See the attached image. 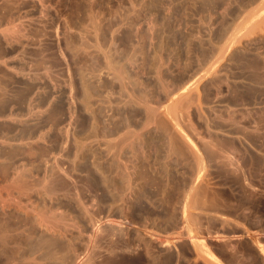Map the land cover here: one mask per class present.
<instances>
[{"label": "rangeland", "instance_id": "374dc122", "mask_svg": "<svg viewBox=\"0 0 264 264\" xmlns=\"http://www.w3.org/2000/svg\"><path fill=\"white\" fill-rule=\"evenodd\" d=\"M4 3L8 18L6 20L2 18ZM169 6L170 8H168ZM3 25H9V28L3 27ZM95 26L99 35L94 34L96 33ZM130 27L132 28L130 29ZM4 28L6 29L4 30ZM151 31L154 35H151ZM17 35L20 37L19 40L16 39ZM97 35L100 40L95 42L98 40L95 38ZM11 36L15 37L14 40H11ZM196 38L198 39L196 40ZM114 40L117 44L114 45L115 47L112 45L115 44ZM130 40L132 42L129 43ZM0 41V167L5 161V164L11 166V180L13 173H16L17 169L15 168L23 169L25 165H31L22 170H28L23 173L30 177H24L26 196L24 194L25 197L22 196V201L29 204H24L29 210H25L23 204L20 208L17 204L15 205L18 202L14 200V194L15 197L18 195L16 190L13 191V195L11 194V201L8 200V202H12L13 198L15 203L12 202L13 204H7L4 207L0 203L2 217L4 215L7 217L4 219L8 222H6L7 227L15 228V230L12 229L11 240L5 245V249L1 250L0 264H15L16 262L22 264L20 255L26 254L32 248L27 243L18 246L16 242L17 240L26 241L37 232L47 238H52L55 241V246L48 250L47 244H44L47 253L43 255L41 251L35 250L34 259L36 261H32V264H115L117 260H119V264H264V0H0ZM109 41L114 42L110 44ZM99 43L103 46H101L102 50L98 49L100 46L97 44ZM183 45L186 47L184 48ZM108 48H111L109 53L113 50L110 56H114L115 51L122 50V52L120 51L122 54L117 51L118 54L115 52V57L112 56V59L115 58L114 62L120 63L122 59H126L121 63L122 66L125 64L123 67L114 63L115 70L118 68L128 70L126 71L129 75L128 79L130 78L133 84L145 85V88L144 85L137 88L135 85L127 84L128 91L133 87V90L139 94L142 88L146 89L140 94L143 102L140 101L141 99L136 100L143 106L135 101H126L129 100L128 96L126 97L128 99L123 98L125 101L122 99L125 94L124 90L121 85L117 86L119 81L113 80L114 75L110 77V74H113L115 70L113 66L111 67L112 71L105 64L106 58L104 59V57L109 54L106 52L109 50ZM157 48L160 49L157 50ZM25 49L29 53L27 50L24 51ZM37 49L41 51L39 53L40 55L42 53L43 57L42 55L38 57ZM216 51H218L217 54ZM160 52L162 53L160 54ZM212 53H215L216 62L215 67L209 68L214 63L210 60L215 58ZM119 54L121 58L118 56ZM159 55L164 59L163 62H160ZM117 57L120 59L116 60ZM127 57L130 58L132 64ZM157 63L160 64L157 65ZM209 64L211 65L208 66ZM105 65L109 69H102ZM45 67L48 69V73ZM158 69H162L163 72ZM109 70H111L110 74ZM157 72L163 74L161 73L159 76ZM193 72L199 76L202 74L201 78L197 75L199 81L195 78L196 75L193 76ZM9 74L10 76H8ZM2 76H5L6 81ZM162 76L167 79H163ZM190 78H192L191 82ZM182 82L183 84L187 83L189 88L194 85L191 87L194 89L197 84L198 92L191 88L186 91V85L180 87ZM71 83L75 86L73 85V87ZM98 83L109 87L105 86L104 88H107L104 89ZM162 83L164 86L170 83L169 86L172 84L173 87H166V89ZM162 88L167 90L168 93L163 89L166 95ZM128 91L126 90V93ZM143 92L146 93L144 95L149 103L153 104L151 107L153 110L161 103L165 106L160 105L164 111L167 108L165 104H170L168 103L170 101L174 105L177 103L176 107L180 105V102H183L181 104H184V107H180L182 112H180V108L175 110L183 114V116H181L182 114L179 116L184 117V121L178 124L181 119L178 114L175 116L179 119L173 120L176 117L172 110L169 115L166 111L162 112L157 108L155 111H160V114L154 116L156 112L150 111V116V105L146 99L147 102H145ZM176 92L184 94L182 96V93L176 94ZM178 95H181V98ZM39 97L41 99H38ZM72 97H75L74 100L71 99ZM17 101L20 103L17 104ZM58 101L62 103L60 104ZM163 101L165 102L163 103ZM172 102L170 106L173 104ZM87 105L89 109L86 108ZM147 105L149 106L145 109ZM156 105L158 106L156 107ZM16 108L18 110H15ZM143 108L148 110L149 114ZM69 109L74 111H69ZM90 109L93 112L89 111ZM47 110L54 112L47 114ZM98 112V116L96 115L97 117L95 116L96 118L94 117L95 120H93V114ZM104 113L108 114V117ZM15 114L17 116H14ZM124 114L128 115L125 116V118L128 117L126 120L129 119L127 122L124 119ZM163 114L164 116L168 114V121L171 119L176 121L175 123L172 121L171 125L170 122L169 125L167 124L171 128L170 132L173 131L174 134L172 132V134H166L161 127H156L157 124L153 118H157L158 115V117L162 116L163 119H166L167 117H163ZM121 115L123 116L121 117ZM53 116H56V119ZM148 116L153 117L151 118V121L154 122H152L153 126L149 125L151 121H147ZM105 118H108L109 121L106 119L104 123ZM142 121L148 124L145 123V125ZM168 121L165 120V123ZM192 122L196 123L197 129L194 127V132L191 131L193 130ZM7 123L9 127L11 126L10 129ZM142 123L146 128L149 125L150 130L143 131L146 128L144 125L142 126ZM174 124L182 125V129H180L185 128L184 132L178 128V125L172 127ZM138 127L142 128L141 131ZM176 127L180 130H178L179 134L181 132L182 135L185 133L187 135L179 137V134L174 132ZM94 128L95 130H93ZM107 128H110L112 133L110 131V133H104ZM126 128L128 129L126 130ZM173 128L175 129L173 130ZM136 129H138L137 133L132 134L135 136L132 138L129 131L135 133ZM196 131L199 132L197 135ZM119 132L121 133L120 137L118 135L115 138ZM124 132L135 141H129V136L126 134H124L126 138L121 137ZM170 135H178L179 141L176 139L177 142H180L179 138L182 141L187 136L186 138L192 139L190 140L193 143L188 141L193 146L186 145L189 142L184 139L186 141L181 142L183 154L178 148V153L181 154L177 155L174 150L177 147H172L170 144L172 142H168ZM57 138L58 140H56ZM23 140L30 142V145L26 141L23 143ZM118 140L121 146L120 143L117 145ZM82 141L86 143H82ZM127 141L131 143H127ZM65 142L66 144H64ZM42 144L48 146L49 149L51 147V150L50 153H47L48 156L38 157L41 158V161L36 158L34 159L36 162L33 160L34 162L30 163L18 152L25 147L43 146ZM106 144L115 150L112 149L110 152L111 149L109 150ZM130 144L135 145L131 147L134 149H129ZM178 144L180 145V143ZM82 145L86 148L85 150L82 148L83 155L80 154L79 158H75V154H69L66 151L69 148L81 151ZM116 145L119 147H117L119 155L116 153ZM168 147L172 148L168 150ZM125 148L128 150L125 151ZM113 152L115 156H113ZM58 153L60 157L57 155ZM109 153H111V157ZM52 154L57 156V159ZM98 154L100 155L98 156ZM106 155L108 156L106 157ZM69 157H74L75 160ZM113 157L117 162L119 161L115 168L108 166ZM21 160L23 161L21 162ZM29 169L33 171L31 172ZM73 169L75 170L73 171ZM51 170L54 171L51 172ZM61 170L66 172L62 173ZM29 172L31 173L29 174ZM109 172L115 174H109ZM66 173H68L67 176ZM90 173L101 180L99 188H93L90 185L88 179ZM56 177L67 179L69 189L58 187L55 190L52 188ZM45 178L50 183L45 181ZM0 179L1 184L3 180L1 177ZM32 181L35 188L42 185L41 182L47 183H43L42 188L40 186L37 191L34 190V186L30 185L33 184ZM28 187L32 190L26 189ZM83 188H89L88 192L83 193ZM188 188L189 190H187ZM66 190L70 191L69 194ZM78 192L81 196L77 195ZM79 197L82 200H78L81 199ZM53 198L59 202H54ZM16 199L18 200V197ZM50 199L52 201H49ZM32 203L33 205L37 204L32 206ZM36 205L37 211H34ZM31 208L33 211L30 210ZM60 209H63L62 212ZM7 211L11 215L15 213V216L25 217L28 223L20 224L19 222L18 224L19 218H15L13 215L12 218L8 217ZM29 212L33 214H30V217L28 216ZM63 215L65 218L62 217ZM51 219L52 222H50ZM37 253L38 255H36ZM14 254L15 257L17 256L15 261H9V258ZM40 256L43 259H40ZM94 261L96 262L94 263Z\"/></svg>", "mask_w": 264, "mask_h": 264}, {"label": "bare ground", "instance_id": "6f19581e", "mask_svg": "<svg viewBox=\"0 0 264 264\" xmlns=\"http://www.w3.org/2000/svg\"><path fill=\"white\" fill-rule=\"evenodd\" d=\"M170 1H171V0H170ZM5 2H6V1H5ZM142 2H143V1H142ZM176 2H177V1H176ZM21 3H23V2H21ZM137 3H138V2H137ZM178 3H179V2H178ZM173 4H174V3H173ZM137 5H138V4H137ZM167 5H168V3L166 4V6H167ZM169 5H170V3H169ZM2 6L4 7V11L2 12V14H3L2 18L6 20V19H8V18H7V10L5 9V8H6L5 3H4V5H2ZM13 6H15V5H13ZM139 6H140V5H139ZM161 6H162V5H161ZM162 7H164V6H162ZM168 8H170V6H169ZM178 8H179V7H178ZM197 8H198V7H197ZM176 9H177V8H176ZM171 10H172V9H171ZM166 11H168V10H166ZM166 11H165V12H166ZM169 11H170V10H169ZM184 11H185V10H184ZM8 12H9V11H8ZM165 12H164V14H165ZM136 14H138V13H136ZM162 14H163V13H162ZM168 14H169V13H168ZM168 14H167V15H168ZM184 14H185V13H184ZM8 15H9V14H8ZM131 15H133V14H131ZM135 16H136V15H135ZM137 16H138V15H137ZM165 16H166V15H165ZM174 16H175V15H174ZM19 17H20V16H19ZM12 18H14V17H12ZM14 19H15V18H14ZM23 19H24V18H23ZM184 19H185V18H184ZM152 20H153V19H152ZM154 20H156V19H154ZM165 20H166V19H165ZM198 20H199V19H198ZM191 21H192V20H191ZM11 22H13V21H11ZM174 22H175V21H174ZM198 22H199V21H198ZM5 23H6V22H5ZM9 23H10V22H9ZM14 23L17 24L16 22H14ZM14 23H13V25H14ZM154 23H155V21H154ZM157 23H158V22H157ZM194 23H195V22H194ZM1 24H2V23H1ZM64 24H65V23H64ZM178 24H179V23H178ZM192 24H193V22H192ZM192 24H191V25H192ZM195 24H196V23H195ZM94 25H96V24H94ZM185 25H186V24H185ZM193 25H194V24H193ZM4 26H5V25H3V27H4ZM6 26H7V25H6ZM6 26H5V27H6ZM11 26H12V25H11ZM96 26H97V25H96ZM96 26H95L96 31H95V29H94V31H95L96 33H94V34H98V35H99V31L97 30ZM129 26H130V25H129ZM131 26L133 27V25H131ZM149 26H150V24H149ZM152 26H153V25H152ZM157 26H158V25H156V27H157ZM173 26H174V25H173ZM179 26H180V25H179ZM179 26H177V27H179ZM196 26H197V25H196ZM198 26H199V25H198ZM3 27H2V28H3ZM19 27H21V26H19ZM19 27H18V28H19ZM22 27H23V26H22ZM98 27H99V25H98ZM132 27H130V29H131ZM158 27H159V26H158ZM7 28H9V25L7 26ZM142 28H143V27H142ZM169 28H170V27H169ZM184 28H185V27H184ZM191 28H192V27H191ZM5 29H6V28H4V30H5ZM11 29H12V27H11ZM11 29H7V30H8V31H9V30L12 31ZM100 29H101V28H100ZM150 29H151V28H150ZM174 29H175V28H174ZM196 29H197V28H196ZM198 29H199V27H198ZM7 30H6V31H7ZM68 30H69V29H68ZM133 30H135V29H133ZM133 30H132V31H133ZM147 30H148V29H147ZM153 30H155V29H153ZM18 31H19V30H18ZM65 31H66V30H65ZM195 31H196V30H195ZM197 31H198V30H197ZM3 32H4V31H3ZM16 32H17V31H16ZM19 32H20V31H19ZM32 32H34V31H32ZM100 32H101V31H100ZM134 32H135V31H134ZM184 32H185V31H184ZM187 32H188V31H187ZM198 32H201V31H198ZM5 33H7V32H5ZM157 33H158V32H157ZM190 33H191V32H190ZM193 33H194V32H193ZM193 33H192V34H193ZM11 34H12V32H11ZM66 34H67V33H66ZM125 34H126V33H125ZM152 34H153V32L151 31V35H152ZM197 34H198V33H197ZM197 34H196V35H197ZM200 34H201V33H200ZM9 35H10V34H9ZM9 35H8V37H9ZM36 35H37V34H36ZM98 35H97L95 38H97ZM127 35H129V34L127 33ZM142 35H143V34H142ZM153 35H154V34H153ZM163 35H164V34H163ZM14 36H15V35H14ZM17 36H18V35H17ZM24 36H25V33H24ZM172 36H173V35H172ZM188 36H190V35H188ZM191 36H192V35H191ZM193 36H194V34H193ZM197 36H198V35H197ZM11 37H12V36H11ZM35 37H36V36H35ZM40 37H41V36H40ZM112 37H113V36H112ZM128 37H129V36H128ZM151 37H152V36H151ZM168 37H169V36H168ZM184 37H185V36H184ZM13 38H15V37H12L11 40H14ZM19 38H20V37L18 36V38H16V39L19 40ZM125 38H126V37H125ZM130 38H131V37H130ZM162 38H163V37H162ZM97 39H98V38H97ZM111 39H112V38H111ZM111 39H110V40H111ZM126 39H127V38H126ZM163 39H164V38H163ZM192 39H193V38H192ZM194 39H195V38H194ZM197 39H198V38H196V40H197ZM32 40H33V39H32ZM99 40H100V39H98L97 41L95 40V42H98ZM115 40H116V39H115ZM115 40H114V41H115ZM128 40H129V39H128ZM8 41H9V40H8ZM15 41H16V40H15ZM65 41H66V40H65ZM111 41H112V40H111ZM111 41H109L110 44H112V43L114 42V41H113V42H111ZM126 41H127V40H126ZM153 41H154V40H153ZM0 42H1V41H0ZM13 42H14V41H13ZM69 42H70V41H69ZM118 42H119V41H118ZM130 42H132V40H130L129 43H130ZM211 42H212V41H211ZM39 43H40V42H39ZM124 43H125V42H124ZM163 43H164V41H163ZM186 43H187V42H186ZM7 44H8V43H7ZM11 44H12V43H11ZM214 44H215V42H214ZM216 44H217V43H216ZM9 45H10V44H9ZM13 45H14V44H13ZM98 45L100 46L99 48L97 47ZM112 45H113V46H114V45L116 46V45H117V44H116V41H115V44H112ZM160 45H161V44H160ZM160 45H159V46H160ZM163 45H164V44H163ZM166 45H167V43H166ZM166 45H165V46H166ZM6 46H8V45H6ZM37 46H38V45H37ZM95 46H96V45H95ZM97 46H96V47H97L98 49H100L101 46H102V44L99 43V44H97ZM115 46H114V47H115ZM187 46H188V45H187ZM102 47H103V46H102ZM183 47H184V45H183ZM185 47H186V46H185ZM185 47H184V48H185ZM23 48H24V47H23ZM111 48H112V47H111ZM111 48H108L109 50H107L106 52L110 51ZM28 49H29V48H28ZM46 49H47V48H46ZM46 49H45V50H46ZM102 49H103V48H101V50H102ZM112 49H113V48H112ZM117 49H118V47H117ZM153 49H154V48H153ZM158 49H160V48H157V50H158ZM178 49H179V48H178ZM2 50H3V48H2ZM22 50H23V49H22ZM26 50H27V49H25L24 51H26ZM35 50H36V49H35ZM105 50H106V49H105ZM157 50H156V51H157ZM172 50H173V49H172ZM175 50H176V49H175ZM209 50H210V49H209ZM211 50H212V49H211ZM5 51H6V50H5ZM27 51H28V50H27ZM32 51H33V49H32ZM37 51H38V49H37ZM42 51H43V50H42ZM112 51H113V50H111V52H112ZM117 51H118V50H117ZM117 51H115V52H117ZM120 51L122 52V50H120ZM120 51H118V52H120ZM154 51H155V49H154ZM162 51H163V50H162ZM17 52H18V51H17ZM39 52H41V51H38V53H39ZM45 52H46V51H45ZM102 52H103V51H102ZM111 52H110V53L108 52L109 54H106L105 52H103L104 54H106V57H104V59L106 58V59H105V60H106V61H105L106 63H105V62H104V63L107 64V65L110 67V69H111L112 71H113V69L111 68L112 66H113V68H114L116 65H118V64H120V66L118 65L119 67H123V66H125V64L122 66L121 63H123L124 60H126V59H124V60L122 59L123 61L121 60L122 62H121V61H120V63L117 62V63H118V64H117L116 61L114 62V59H115V58L112 59V56H113V55L110 56V54H112ZM115 52H114V56H113V57H115ZM118 52H117V54H118ZM121 52H120V53H121ZM189 52H190V50H189ZM13 53H14V52H13ZM21 53H24V52H21ZM28 53H29V51H28ZM34 53H35V52H34ZM34 53H33V55H34ZM36 53H37V52H36ZM38 53H37V54H38ZM156 53H157V52H156ZM156 53H155V54H156ZM161 53H162V52H160V54H161ZM187 53H188V52H187ZM215 53L217 54L218 51H216ZM215 53H214V54L212 53V54L215 56ZM25 54H26V52H25ZM43 54H44V53H43ZM121 54H122V53H121ZM155 54H154V55H155ZM158 54H159V51H158ZM10 55H11V54H10ZM35 55H36V54H35ZM41 55H42V53H41ZM41 55H40V53H39L38 57H39V56L41 57ZM45 55H47V53H45ZM194 55H195V53H194ZM2 56H3V55H2ZM7 56H8V55H7ZM15 56H16V55H15ZM51 56H53V55L51 54ZM104 56H105V55H104ZM118 56H120V54H119ZM155 56H156V55H155ZM42 57H43V55H42ZM45 57H46V56H45ZM125 57H126V56H125ZM129 57H130V55H129ZM158 57H161V55H159ZM163 57H164V56H163ZM197 57H198V56H197ZM210 57H211V56H210ZM217 57H218V56H217ZM1 58H2V57H1ZM50 58H51V57H50ZM120 58H121V56H120ZM120 58L117 57L116 60H119ZM123 58H124V56H123ZM153 58H154V56H153ZM164 58H165V57H164ZM10 59H11V57H10ZM22 59H23V58H22ZM24 59H25V58H24ZM42 59H43V58H42ZM104 59H103V61H104ZM127 59H128V61L130 62V58L127 57ZM159 59H160V58H159ZM211 59H212V58H211ZM215 59H216V56H215L214 60H213V59L210 60V61H212V63H213V61H214V63L212 64L213 66H212L211 64H209L208 66L211 65L209 68H211V67H215V66H214V65H215V62H216ZM43 60H44V59H43ZM162 60H164V59H162V57H161L160 62H163ZM197 60H198V59H197ZM17 61H18V60H17ZM132 61H133V59H132ZM158 61H159V60H158ZM190 61H191V60H190ZM208 61H209V60H208ZM6 62H7V61H6ZM35 62H36V61H35ZM164 62H166V61H164ZM114 63H115L116 65H115ZM127 63H128V62H127ZM166 63H167V62H166ZM9 64H10V63H9ZM9 64H8V65H9ZM41 64H42V63H41ZM48 64H49V63H48ZM113 64H114V65H113ZM130 64H132V62H130ZM150 64H151V63H150ZM154 64H155V63H154ZM159 64H160V63H159ZM159 64L157 63V65H159ZM162 64H163V63H162ZM162 64H161V66H162ZM188 64H189V63H188ZM190 64H191V63H190ZM193 64H194V63H193ZM126 65H127V64H126ZM128 65H129V64H128ZM11 66H12V65H11ZM29 66H31V65H29ZM41 66H42V65H41ZM46 66H47V65H46ZM118 66H117V68H118ZM187 66H188V65H187ZM6 67H7V66H6ZM33 67H34V66H33ZM157 67H158V68H162V67H159V66H157ZM157 67H156V69H157ZM196 67H197V66H196ZM45 68H46V67H45ZM104 68H105V69H106V68L109 69L106 65H105V67H104V66L102 67V69H104ZM115 68H116V67H115ZM115 68H114V70H115ZM126 68H127V67H126ZM126 68H125V69H126ZM209 68H208V69H209ZM1 69H4V68L1 67ZM193 69H194V68H193ZM208 69H207V70H208ZM4 70H5V69H4ZM6 70H7V69H6ZM42 70H43V69H42ZM100 70H101V69H100ZM111 70H109L108 73H109ZM118 70H119V71H118ZM122 70H123V71H122ZM122 70H121V68H120V69L118 68V69L115 70L116 72L114 71L115 73H114V72H113V74L111 73L112 75L109 73V74H110V77H112V76L114 75V76H113V80L116 79V80L119 81V82L117 81L118 83L116 82V83L118 84V85H117V84H116V85H117V86H120V85H121L122 89L124 90V93H125V94H124L123 97L120 96V93H119L120 98L122 97V99H123L124 97L126 98V97L128 96L129 100H126V101H130V100H131V102L135 101V102H137V104H138V103H139V102H138V101H139L138 99H141V95H140V94L142 93V91H144V90H146V89H143V88L141 87L143 90L141 89V91H140L141 93H140V94H139V93H136L135 90H133V87H132V90L129 89V91H128L129 86L127 87V84L129 85V83H130L131 85H135L136 83L133 84L132 81H131V79H130V78L128 79V76H129V75H127V72H126V71H128V70H126V71H125L124 69H122ZM158 70H159V69H158ZM160 70L162 71V69H160ZM160 70H159V71H160ZM209 70H210V69H209ZM37 71H38V70H37ZM44 71H45V69H44ZM46 71H47V73H48V69H47V68H46ZM68 71H70V70H68ZM106 71H107V70H106ZM154 71H155V70H154ZM159 71H158V72H159ZM33 72H34V71H33ZM158 72H157V73H158ZM162 72H163V71H162ZM162 72H160V74H161ZM10 73H12V72H10ZM13 73H14V72H13ZM164 73H165V72H164ZM182 73H183V72H182ZM191 73H192V72H191ZM195 73H196V71H195ZM197 73H199L198 70H197ZM7 74H8V73H7ZM99 74H100V73H99ZM105 74H107V73H105ZM109 74H108V76H109ZM128 74H129V73H128ZM158 74H159V73H158ZM160 74H159V76H160ZM162 74H163V73H162ZM169 74H171V73H169ZM193 74H194V72H193ZM14 75H15V74H14ZM38 75H39V74H38ZM171 75H172V74H171ZM188 75H189V73H188ZM191 75H192V74H191ZM195 75H196V76H195ZM197 75H198V74H194L193 76H195V78H197V80L199 81V80H200L199 78H201V75H202V74H201L200 76L198 75L199 78L197 77ZM8 76H10V74H9ZM70 76H71V75H70ZM159 76H158V77H159ZM165 76H166V75H165ZM172 76H173V75H172ZM3 77L5 78V76H2V78H3ZM33 77H34V76H33ZM100 77H101V76H100ZM130 77H131V76H130ZM169 77H170V76H169ZM190 77H191V76H190ZM0 78H1V75H0ZM8 78H10V77H8ZM15 78H16V77H15ZM72 78H73V77H72ZM104 78H105V77H104ZM162 78L165 79L166 77L164 78V76H162ZM174 78H175V77H174ZM187 78H188V77H187ZM187 78H186V79H187ZM195 78H193V79H195ZM17 79H18V78H17ZM82 79H83V77H82ZM87 79H88V78H87ZM87 79H85V80H86V81H89V80H87ZM105 79H106V78H105ZM108 79H109V78H108ZM132 79H133V78H132ZM158 79H159V78H158ZM166 79H167V78H166ZM169 79H170V78H169ZM171 79H172V78H171ZM186 79H185V80H186ZM191 79H192V78H190V82H191ZM3 80H4V79H3ZM11 80H12V78H11ZM13 80H15V79H13ZM85 80H84V81H85ZM98 80H99V79L97 78V82H98ZM110 80H111V78H110ZM113 80H112V81H113ZM172 80H173V79H172ZM188 80H189V79H188ZM195 80H196V79H195ZM195 80H194V81H195ZM5 81H6V78H5ZM84 81H82V82L84 83ZM101 81H102V79H101ZM105 81H106V80H105ZM133 81H134V80H133ZM170 81H171V80H170ZM198 81H196L197 84H198ZM12 82H13V81H12ZM45 82H46V81H45ZM73 82H74V81H73ZM82 82H81V84H82ZM103 82H104V80H103ZM106 82H107V81H106ZM106 82H105V84H106ZM110 82H111V81H110ZM163 82H164V81H163ZM185 82H186V81H185ZM190 82H189V84H191ZM192 82H193V80H192ZM2 83H5V82H2ZM13 83H14V82H13ZM35 83H36V82H35ZM69 83H70V82H69ZM114 83H115V82H114ZM119 83H120V84H119ZM171 83H172V82H171ZM177 83H178V82H177ZM194 83H195V82H194ZM71 84H72V83H71ZM85 84H88V83L85 82ZM163 84H164V83H162V85H163ZM169 84H170V83H169ZM169 84L166 85V86H164V85H163V86H164L165 88H166V87L168 88V87H171L173 83H172L170 86H169ZM178 84H179V83H178ZM186 84H187V83L183 84V82H182V84L180 85V87H182L183 85H186ZM192 84H193V83H192ZM195 84H196V83H195ZM197 84L195 85V89H196V90H195L194 88H191V87H193L194 85H192L190 88H191V89H194L196 92H198V90H197V88H198ZM1 85H2V84H1ZM5 85H6V84H5ZM7 85H8V84H7ZM14 85H15V84H14ZM20 85H21V84H20ZM25 85H26V84H25ZM73 85H74V84H72V86H73ZM82 85H83V84H82ZM82 85H81V86H82ZM88 85H89V84H88ZM98 85H99V83H98ZM100 85H101V83H100ZM100 85H99V86H100ZM131 85H130V86H131ZM142 85H144V84H142ZM142 85H141V84H139V86H138V85H135V87L137 86V88H138V87H140V86H142ZM173 85H174V87H176L175 84H173ZM187 85H188V84H187ZM187 85H186L187 88L184 86V87L186 88V91H187V89L189 88V87H188L189 85H188V86H187ZM9 86H10V85H9ZM9 86H7V87H9ZM12 86H13V85H12ZM12 86H11V87H12ZM28 86H29V85H28ZM45 86H46V84H45ZM74 86H75V85H74ZM74 86H73V87H74ZM102 86H103V85H101V87H102ZM105 86H107V85H104L102 88H104ZM163 86H161V87H163ZM2 87H3V86H2ZM7 87H6V88H7ZM11 87H10V88H11ZM13 87H14V86H13ZM22 87H23V86H22ZM22 87H21V88H22ZM31 87H32V85H31ZM33 87H34V86H33ZM82 87H83V86H82ZM85 87H86V86H85ZM107 87H109V86H107ZM107 87H106V88H107ZM135 87H134V88H135ZM172 87H173V86H172ZM172 87H171V88H172ZM177 87H179V86H177ZM180 87H179V88H180ZM0 88H1V87H0ZM106 88H104V89H106ZM144 88H145V85H144ZM167 88H166V89H167ZM190 88H189V89H190ZM11 89H12V88H11ZM104 89H103V91H104ZM117 89H118V88H117ZM163 89H164V88H162V91H163ZM174 89L176 90V88H174ZM180 89H181V88H180ZM180 89H179V90H180ZM12 90H14V89H12ZM73 90H75V89H73ZM73 90H72V92H74ZM126 90L128 91L127 93H126ZM164 90H165V89H164ZM177 90H178V89H177ZM179 90H178V91H179ZM7 91H8V88H7ZM81 91H82V90H81ZM81 91H80V92H81ZM89 91H90V90H89ZM91 91H92V90H91ZM107 91H108V90H107ZM109 91H110V90H109ZM182 91H183V90H182ZM0 92H1V91H0ZM20 92H21V91H20ZM120 92H121V91H120ZM145 92H146V91H145ZM163 92H164V91H163ZM165 92L168 93L167 90H165ZM165 92H164V93H165ZM183 92H184V91H183ZM183 92H179V93L176 92V94H181V93H182L181 95L183 96V94L185 93V92H184V93H183ZM6 93H7V92H6ZM12 93H13V92H12ZM87 93H89V92H87ZM90 93H91V92H90ZM106 93H107V92H106ZM110 93H112V92H110ZM110 93H108V94H110ZM117 93H118V91H117ZM166 93H165V95H166ZM9 94H10V93H9ZM74 94H75V93H74ZM80 94H81V93H80ZM92 94H93V93H92ZM144 94H146V93L143 92V94H142L143 97H144V100H145V99H146V98H145L146 96H145ZM27 95H28V94H27ZM81 95H82V94H81ZM181 95H178V96L180 97ZM72 96H73V95H72ZM160 96H161V95H160ZM197 96H198V95H197ZM197 96H196V97H197ZM85 97H87V96H85ZM90 97H91V95H90ZM90 97H87V98H90ZM163 97H164V96H163ZM168 97H169V96H168ZM74 98H75V97H72L71 99L74 100ZM83 98H84V97H83ZM125 98H124V99H125ZM128 98H126V99H128ZM177 98H178V97H177ZM180 98H181V97H180ZM11 99H12V97H11ZM38 99H41V98L39 97ZM62 99H63V98H62ZM90 99H92V98H90ZM124 99H123V100H124ZM167 99H169V98H167ZM196 99H197V98H196ZM57 100H59V99H57ZM72 100H71V101H72ZM136 100H138V101H136ZM142 100H143V99H141L140 101L143 102ZM146 100H147V99H146ZM146 100H145V102L148 101V100H147V101H146ZM161 100H162V99H161ZM163 100H166V98H165V99L163 98ZM197 100H198V99H197ZM13 101H14V100H13ZM13 101H12V102H13ZM15 101H16V99H15ZM60 101H61V100H60ZM124 101H125V100H124ZM58 102H59V101H58ZM63 102H64V101H63ZM75 102H76V101H75ZM83 102H84V100H83ZM85 102H87V101H85ZM90 102H91V101H90ZM145 102H144V103H145ZM161 102H162V101H161ZM164 102H165V101H163V103H164ZM171 102H172V101H170V102H168V103L171 104ZM195 102H196V101H195ZM16 103L18 104V103H20V102L17 101ZM32 103H33V102H32ZM38 103H39V102H38ZM59 103H60V102H59ZM61 103H62V102H61ZM61 103H60V104H61ZM73 103H74V102H73ZM91 103H92V102H91ZM129 103H130V102H129ZM147 103H149V101H148ZM147 103H146V104H147ZM172 103H173V102H172ZM181 103H183V102H180V103H179V104L182 105V106L179 105L178 107H176V104H177V103H175V105H174V103H173V104H172L173 107H171L172 105L170 106V104H165V105H167V108H165L166 110H164V111L162 110V109H164V108H161V106L163 105L162 103H161V104H158L160 108L157 107L158 105H156V107H157L158 109H161L162 112H165V111H166L169 115H170L171 110H172L173 114L175 113V114H174V117L177 116L176 114H178V117H180L179 114H182V113H180V112H182V110H181L182 108H180V107H184V106H183L184 104H181ZM11 104H12V103H11ZM24 104H25V103H24ZM48 104H49V103H48ZM64 104H65V103H64ZM74 104H75V103H74ZM131 104H132V103H131ZM131 104H130V105H131ZM139 104H140V103H139ZM142 104H143V103H142ZM197 104H198V102H197ZM15 105H16V104H15ZM50 105H51V104H50ZM92 105H93V104H92ZM135 105H136V103H135ZM135 105H134V106H135ZM140 105H141V104H140ZM149 105H150V106H149ZM149 105H147L145 109H147L148 106H149V112H150V111H152V112L154 111L153 113L156 112L155 115H154L153 113H152V115L156 116V114H158V115L160 114V111H159V112H158V111H155L157 108H156L155 110H153V108H151V107L153 106V104L151 105V102L149 103ZM160 105H161V106H160ZM168 105H169V107H168ZM11 106H12V105H11ZM29 106H30V105H29ZM66 106H67V105H66ZM75 106H76V104H75ZM89 106H90V104H89ZM141 106H143V105H141ZM12 107H15V106H12ZM70 107H71V104H70ZM76 107H77V106H76ZM93 107H94V105H93ZM137 107H139V106H137ZM144 107H145V106H144ZM154 107H155V105H154ZM162 107H165V106L163 105ZM174 107H176V108H174ZM10 108H11V107H10ZM40 108H41V107H40ZM63 108H64V107H63ZM66 108H67V107H66ZM73 108H74V107H73ZM86 108L89 109L88 105L86 106ZM90 108H91V107H90ZM177 108H180L179 110H181V111H180V112H179V111H176V110H178ZM30 109H31V108H30ZM70 109H71V108H70ZM70 109H69V111H74V110H70ZM143 109H144V108H143ZM145 109H144V111H145V112H148V110L146 111ZM168 109H170V111H167ZM175 109H176V110H175ZM15 110H18V109L16 108ZM60 110H61V109H60ZM94 110H95V109H94ZM11 111H12V110H11ZM29 111H30V110H29ZM61 111H62V110H61ZM67 111H68V110H67ZM89 111H92V110L90 109ZM103 111H104V110H103ZM103 111H102V112H103ZM14 112H15V111H14ZM14 112H13V113H14ZM19 112H21V111H19ZM19 112H18V113H19ZM22 112H23V111H22ZM46 112H47V114H49L48 112H51V111H48V110H47ZM46 112H45V114H46ZM52 112H54V111H52ZM52 112H51V113H52ZM58 112H59V111H58ZM62 112H64V111H62ZM75 112H77V111H75ZM75 112H74V114L76 115ZM92 112H93V111H92ZM102 112H101V113H102ZM149 112H148V114H149ZM157 112H158V113H157ZM169 112H170V113H169ZM178 112H179V113H178ZM13 113H12V114H13ZM15 113H16V112H15ZM64 113H65V112H64ZM70 113H71V112H70ZM72 113H73V112H72ZM78 113H79V110H78ZM101 113H100V115H101ZM118 113H119V112H118ZM16 114H17V113H16ZM16 114H15L14 116H17ZM20 114H21V113H20ZM24 114H25V112H24ZM52 114H53V113H52ZM56 114H57V113H56ZM60 114H61V113H60ZM98 114H99V112H98L97 114H95V115L93 114V116H92L93 120H95L94 117H95L96 115L98 116ZM105 114H106V113H104V115H105ZM161 114H162V113H161ZM168 114H167V116H168ZM10 115H11V114H10ZM10 115H9V117L11 118ZM50 115H51V114H50ZM64 115H65V114H64ZM71 115H72V114H71ZM81 115H82V114H81ZM102 115H103V114H102ZM107 115H108V114H107ZM107 115H105V116H107ZM158 115H157V118H155V117L153 118V117H149V116H148L147 121L150 122V121H151V118H153V120L155 119V122H156V124H157L156 127H157V126H158V127H161V129L164 130L166 134H167V133L172 134L173 131H171V132H172V133H171V132H170V129H171V128H169V126H168V125H169V122H170V125H171L173 120H176V121H177L179 118L176 117L175 119H173V120L171 119V120L168 121V117H169V116L167 117L166 115L164 116V114H163V117H167L166 119H163L162 116H159V117H158ZM175 115H176V116H175ZM194 115H195V114H194ZM198 115H199V114H198ZM198 115L196 116V117H197V120H198ZM21 116H22V115H21ZM46 116H47V115H46ZM57 116H58V114H57ZM61 116H63V115H61ZM72 116H73V115H72ZM72 116H71V117H72ZM82 116H84V115H82ZM97 116H96V117H97ZM122 116H123V115H121V117H122ZM125 116H128V115H125V114H124V119H125V121L127 122V120H129V119L126 120V118H128V117L125 118ZM150 116H151V112H150ZM181 116H183V114H182ZM18 117H19V115H18ZM53 117H54V116H53ZM58 117H59V116H58ZM65 117H66V116H65ZM75 117H76V116H75ZM84 117H86V116H84ZM89 117H90V116H89ZM96 117H95V118H96ZM107 117H108V116H107ZM170 117L172 118V114H171ZM174 117H173V118H174ZM14 118H15V117H14ZM21 118H22V117H21ZM50 118H52V117H50ZM87 118H88V117H87ZM149 118H150V119H149ZM180 118H181V117H180ZM183 118H184V117H183ZM183 118H181V119H183ZM11 119H12V118H11ZM11 119H10V120H11ZM18 119H19V118H18ZM54 119H56V116L54 117ZM70 119H71V118H70ZM106 119L109 121L108 118H105L104 123L106 122ZM148 119H149V120H148ZM181 119H179L178 124H180V122L184 121V119H183V120H181ZM192 119H193V118H192ZM45 120H46V119H45ZM62 120H63V119H62ZM93 120H92V122H94ZM153 120L151 121V124L149 123V125H152ZM165 120H167L168 123H165ZM180 120H181V121H180ZM19 121H20V120H19ZM19 121H18V123H19ZM21 121H22V119H21ZM21 121H20V122H21ZM63 121H64V120H63ZM108 121H107V122H108ZM123 121H124V120H123ZM176 121H173V122L175 123ZM193 121H194V120H193ZM13 122H14V120H13ZM48 122H49V121H48ZM51 122H52V121H51ZM70 122H71V121H70ZM79 122H80V121H79ZM98 122H99V121H98ZM126 122L124 123L125 125L127 124ZM142 122H143V121H142ZM21 123H22V122H21ZM55 123H56V122H55ZM95 123H96V122H95ZM128 123H130V122L128 121ZM143 123L145 124V123H147V122H143ZM143 123H142V126L144 125ZM153 123H154V122H153ZM19 124H20V123H19ZM23 124H24V123H23ZM23 124H22V125H23ZM52 124H53V123H52ZM71 124H74V123H71ZM106 124H107V123H106ZM124 124H123V125H124ZM147 124H148V123H147ZM167 124H168V125H167ZM178 124H176V125L174 124L172 127H175V126H177ZM181 124H182V123H181ZM192 124H193V130H191V131L194 132V131H195L194 127L196 126V125H195L196 123L194 124V123L192 122ZM10 125H11V124H10ZM25 125H26V124H25ZM28 125H29V124H28ZM38 125H39V124H38ZM59 125H60V124H59ZM83 125H84V123H83ZM92 125H93V123L91 124V126H92ZM98 125H99V124H98ZM100 125H101V124H100ZM102 125H103V124H102ZM109 125H110V122H109ZM111 125H112V124H111ZM128 125H129V124H128ZM145 125H146V124H145ZM145 125H144V126H145ZM149 125H148V128H146V126H145L144 128H146V129H144L143 131H145V130L147 131V129H148V131H149V130H150V129H149V127H150ZM182 125H183V124H182ZM182 125H180V126L178 125V126H179L178 128H179V129H180V128L182 129ZM184 125H185V124H184ZM7 126L9 127L8 123H7ZM14 126H15V125H14ZM14 126H13V127H14ZM17 126H18V125H17ZM40 126H42V125H40ZM48 126H50V125H48ZM55 126H56V125H55ZM142 126H141V127H142ZM152 126H153V125H152ZM10 127H11V126H10ZM10 127H9V129H10ZM28 127H29V126H28ZM67 127H68V126H67ZM73 127H74V125H73ZM75 127H76V126H75ZM92 127H93V126H92ZM92 127H91V129H92ZM125 127H126V126H125ZM141 127H140V128L138 127V129H140V131H141V129H142ZM156 127H155V129H156ZM158 127H157V128H158ZM170 127H171V126H170ZM188 127H189V126H188ZM16 128H17V127H16ZM29 128H30V127H29ZM34 128H38V129H39V127H35V126H34ZM105 128H106V127H105ZM110 128L112 129L113 127H110ZM110 128L105 129V130H104L105 132H104V131H103V132H104V133H106V132L110 133V132H111V131H110ZM150 128H151V127H150ZM189 128L192 129V127H189ZM195 128H196V127H195ZM113 129H114V128H113ZM115 129H116V128H115ZM127 129H128V128H126V130H127ZM138 129L135 130V131H136L135 133H134V131H133V133H131L130 131H132V130L130 129L129 134H131V136H132V134L135 135V134L137 133V130H138ZM174 129H175V128H173V130H174ZM179 129H177V127H176V129H175V131H174L175 134H176V133L179 134V131L181 130V129H180V130H179ZM184 129H185V128H184ZM184 129H183V130H184ZM196 129H197V128H196ZM28 130H29V129H28ZM31 130H32V129H31ZM93 130H95V128H94ZM119 130H120V129H119ZM123 130H124V128H123ZM178 130H179V131H178ZM183 130H181V131L184 132ZM16 131H17V130H16ZM29 131H30V130H29ZM29 131H28V132H29ZM50 131H51V130H50ZM88 131H89V130H88ZM88 131H87V132H88ZM90 131H91V130H90ZM109 131H110V132H109ZM117 131H118V130H117ZM157 131H158V130H157ZM176 131H177V132H176ZM197 131H198V130H197ZM197 131H196V135L199 133V132L197 133ZM10 132H11V131H10ZM18 132H19V131H18ZM65 132H66V131H65ZM97 132H98V130H97ZM121 132H122V131H121ZM126 132L128 133V131H126ZM126 132L122 133L121 137H124V136H125L124 134L127 135ZM193 132H192V133H193ZM26 133H27V132H26ZM29 133H30V132H29ZM68 133H69V132H68ZM88 133H89V132H88ZM111 133H112V132H111ZM145 133H146V132H145ZM151 133H152V132H151ZM154 133H155V132H154ZM157 133H158V132H157ZM160 133H161V132H160ZM165 133H164V134H165ZM14 134H15V133H14ZM20 134H21V133H20ZM85 134H86V133H85ZM99 134H101V133H99ZM106 134H107V133H106ZM106 134H105V135H106ZM120 134H121V133L119 132V134H117L115 138H117L118 135H119V137H120ZM129 134H128L127 136H129ZM141 134H142V133H141ZM161 134H162V133H161ZM173 134H174V133H173ZM180 134H181V132H180ZM180 134H179V137H180V136H185L186 133H185L184 135H182L183 133H182L181 135H180ZM69 135H70V134H69ZM69 135H66V136L69 137ZM93 135H94V134H93ZM97 135H98V134H97ZM97 135H96V136H97ZM110 135H111V134H110ZM186 135H187V134H186ZM18 136H19V135H18ZM24 136H25V135H24ZM41 136H42V135H41ZM80 136H81V135H80ZM80 136H79V137H80ZM82 136H83V135H82ZM82 136H81V137H82ZM99 136H100V135H99ZM111 136H112V135H111ZM113 136H114V134H113ZM131 136H129V139H130L129 141H133V140H134V139H132V138L135 137V136H132V138H130ZM136 136L139 137V135H136ZM142 136H143V135H142ZM142 136H141V137H142ZM170 136H171V135H170ZM170 136L168 137V138H170V140H168V142H169V141L172 142V143L169 142L170 144H172V145H171L172 147H173V146H174V148L177 147V148L174 149V150L177 152V155H178V154H179V155L181 154V153H178V148H179V149L181 150V152H182V149H181V148H182V147H181V142H182V141H183V143H184V142L187 140V142H189V143L186 142V143H187L186 145H190V144H191L190 146H193V144H192L193 141H191L192 139L189 138V137L186 138L187 136L184 137V138L182 137V138H183L182 141H181V138H179V139H180V142H177V140H178V135H176V136H173V135H172L173 138H172V136H171V137H170ZM30 137H31V136H30ZM39 137H40V136H39ZM43 137H44V136H43ZM74 137H75V134H74ZM76 137L78 138V136H76ZM84 137H85V136H84ZM107 137H109V136L107 135ZM162 137H163V136H162ZM166 137H167V136H166ZM175 137H176V138H175ZM34 138H35V137H34ZM91 138H92V137H91ZM103 138H105V137H103ZM124 138H126V137H124ZM142 138H143V137H142ZM22 139H24V138H22ZM25 139H27V138H25ZM40 139H41V137H40ZM69 139H70V138H69ZM78 139H79V138H78ZM80 139H82V138H80ZM92 139H94V138H92ZM96 139H97V138H96ZM113 139H114V138H113ZM120 139H121V138H120ZM136 139H137V138H136ZM138 139H140V138H138ZM166 139H167V138H166ZM176 139H177V140H176ZM184 139H186V140L184 141ZM190 139H191V140H190ZM27 140H28V139H27ZM27 140H23V143H24L25 141L27 142ZM41 140H43V139H41ZM56 140H58V138H57ZM72 140H73V139H72ZM75 140H76V139H75ZM89 140H90V138H89ZM94 140H95V139H94ZM94 140H93V143L95 142ZM98 140H99V139H98ZM123 140H125V139H123ZM126 140H128V139H126ZM188 140H190L192 143H191L190 141H188ZM30 141H32V140H30ZM35 141H36V140H35ZM37 141H38V140H37ZM39 141H40V140H39ZM39 141H38V142H39ZM78 141H81V140H78ZM83 141H84V139H83ZM83 141H82V143H86V142H83ZM90 141H92V140H90ZM111 141H112V140H111ZM118 141H119V140H118ZM118 141H117V145H118V143H120V141H119V142H118ZM129 141H127V143H131V142H129ZM134 141H135V140H134ZM178 141H179V140H178ZM33 142H34V141H33ZM47 142H48V141H47ZM47 142H46V143H47ZM49 142L52 143L51 141H49ZM49 142H48V143H49ZM67 142H68V141H67ZM105 142H106V141H105ZM108 142H109V144L112 145V143H111L110 141H108ZM121 142H123L122 139H121ZM20 143H21V142H20ZM28 143H29V145H30V142H27V144H28ZM31 143H32V142H31ZM43 143H44V141H43ZM53 143H54V142H53ZM77 143H78V142H77ZM90 143H91V142H90ZM115 143H116V141H115ZM115 143H114V144H115ZM137 143H138V141H137ZM137 143H136V145H137ZM178 143H180V145H179ZM18 144H19V143H18ZM21 144H22V143H21ZM64 144H66V142H65ZM64 144H63V145H64ZM67 144H68V143H67ZM95 144H96V143H95ZM107 144H108V143H107ZM107 144H106V146H108ZM133 144H135V143H133ZM42 145H43V144H42ZM85 145H86V144H85ZM89 145H90V144H89ZM117 145H116V153L119 151V149H118L119 147H118ZM130 145H131V144H130ZM165 145H166V144H165ZM177 145H178V146H177ZM27 146H28V145H27ZM35 146H36V145H35ZM112 146L115 147V145H112ZM120 146H121V143H120ZM134 146H135V145H134ZM134 146L131 145L130 147H129V146H128V147H129V149H130L131 147H134ZM182 146H183V144H182ZM56 147H57V146H56ZM64 147H65V146H64ZM87 147H88V146H87ZM108 147H109V150L111 149L110 152H112V149H113V151L115 150V148H113V147H112V148H110V146H108ZM108 147H107V148H108ZM117 147H118V148H117ZM122 147H123V144H122ZM172 147H170V148H172ZM6 148H7V147H6ZM78 148H79V147H78ZM82 148H84L83 145H82V147H81V151H80V150H77L76 148H75L76 150H74L73 148H69V149L66 150V151H67L69 154H72V153L75 154V156H74L75 158H79L80 154L83 155L81 152H83V150H85L86 147H85L83 150H82ZM107 148H106V149H107ZM123 148H124V147H123ZM126 148H127V147H126ZM126 148H125V151L128 150V149H126ZM170 148L168 147V150H170ZM92 149H93V148H92ZM117 149H118V151H117ZM120 149H121V147H120ZM131 149H134V148H131ZM4 150H5V149H4ZM4 150H3V151H4ZM11 150H12V149H11ZM14 150H15V149H14ZM50 150H51V147H50V149H49L48 146L46 147V146L43 145V146H36V147H34V146H33V147L29 146V147H27V148L25 147V148H23L22 150H18V152H19L20 154H22V156H23L24 159L30 161V163H31V161H33L34 159H36V158H38V157H42V155H44V156L47 155V156H48L49 154H47V153H50V152H49ZM101 150H103V149H101ZM121 150H122V149H121ZM166 150H167V148H166ZM172 150H173V149H172ZM172 150H171V151H172ZM6 151H7V149H6ZM52 151H53V150H52ZM59 151H60V150H59ZM122 151H123V150H122ZM122 151H121V152H122ZM130 151H131V150H130ZM175 151H173V152L176 153ZM13 152H14V151H13ZM100 152H101V151H100ZM100 152H99V153H100ZM103 152H104V151H103ZM105 152H107V151H105ZM131 152H132V151H131ZM169 152H170V151H169ZM119 153H120V152H119ZM124 153H127V152H124ZM124 153H122V154H124ZM8 154H9V153H8ZM13 154H14V153H13ZM182 154H183V152H182ZM6 155H7V154H6ZM50 155H51V154H50ZM52 155H53V154H52ZM57 155L60 157V154H59V153H58ZM99 155H100V154H98V156H99ZM101 155H102V154H101ZM109 155H110V157H111V153H109ZM117 155H119V154L117 153ZM15 156H16V155H15ZM15 156H13V157H15ZM53 156H55V155H53ZM84 156H85V155H84ZM84 156H83V157H84ZM94 156H95V154H94ZM107 156H108V155H106V157H107ZM113 156H115L114 152H113ZM16 157H17V156H16ZM74 157H73V158H70V157H69V158H70V159H74ZM81 157H82V156H81ZM96 157H97V156H96ZM104 157H105V156H104ZM11 158H12V157H11ZM65 158H66V157H65ZM84 158H85V157H84ZM6 159L8 160L7 157H6ZM9 159H10V158H9ZM14 159H16V158H14ZM38 159H39V158H38ZM55 159H57V156H55ZM55 159H53V160H55ZM67 159H68V158H67ZM93 159H94V158H93ZM102 159H103V158H102ZM116 159H117V158H116ZM19 160H20V159H19ZM39 160L41 161V158H40ZM47 160H48V159H47ZM62 160H64V159H62ZM62 160H61V161H62ZM74 160H75V159H74ZM76 160H77V159H76ZM83 160H84V159H83ZM85 160H86V159H85ZM3 161H4V160H3ZM3 161H1V162H3ZM10 161H11V160H10ZM22 161H23V160H21V162H22ZM34 161H35V160H34ZM34 161H33V162H34ZM37 161H38V160H37ZM56 161H57V160H56ZM64 161H65V160H64ZM71 161H72V160H71ZM91 161H92V160H91ZM100 161H102V160H100ZM5 162H6V161H5ZM5 162H4V164L2 163L3 166L0 167V177H1L2 180H3V182H1V184H0V203H2V204H3V207H4L5 205L10 204V203L14 202V200H15V202L18 201L17 203L14 202L15 205L17 204V205H18V208H20V207H22L24 204H26L24 201H22V196H23V194L25 195V193H24V192H25V188H24V177H26V176L29 177L28 175H25V174L23 173L25 170H24V171H22V170H23V169H26V167H27V168L30 167L31 165H28V166H27V165H25V166L23 165V166H24V168H23V166H22L23 169H21V168H15V169H17V170H15L16 173H13V172H12L13 175H12V177H11L12 179L10 180V175H11V171H10V169H11V166L5 164ZM19 162H20V161H19ZM35 162H36V161H35ZM53 162H54V161H53ZM69 162H70V161H69ZM176 162H177V161H176ZM13 163H14V162H13ZM13 163H11V164H13ZM16 163H17V162H16ZM16 163H15V164H16ZM55 163H56V162H55ZM58 163H59V162H58ZM117 163H119V161L117 162V161L114 159V157H113V159L111 158V160L109 161L108 166L111 167V168H115V167H117ZM23 164H24V162H23ZM26 164H27V162H26ZM42 164H43V163H42ZM56 164H57V163H56ZM74 164H75V163H74ZM92 164H93V163H92ZM94 164H95V163H94ZM19 165H20V164H19ZM54 165H55V164H54ZM59 165H60V164H59ZM64 165H65V164H64ZM95 165H96V164H95ZM46 166H47V165H46ZM56 166H57V165H56ZM15 167H18V166L15 165ZM59 167H60V166H59ZM64 167H65V166H64ZM70 167H72V166H70ZM32 168H33V167H32ZM57 168H58V167H57ZM57 168H56V169H57ZM45 169H46V168H45ZM52 169H53V168H52ZM59 169H61V168H59ZM12 170H13V169H12ZM29 170H30V169H29ZM54 170H55V167H54ZM54 170H51V172L54 171ZM64 170H65V169H64ZM74 170H75V169H73V171H74ZM117 170H118V168H117ZM15 171H14V172H15ZM27 171H28V170H27ZM27 171H25V172H27ZM30 171H31V170H30ZM32 171H33V170H32ZM32 171H31V172H32ZM61 171H62V170H61ZM76 171H77V170H76ZM31 172H29V174H30ZM43 172H44V171H43ZM63 172H66V171H62V173H63ZM79 172H80V171H79ZM102 172H103V171H102ZM115 172H116V170H115ZM49 173H50V172H49ZM49 173H48V174H49ZM111 173L113 174L114 172H111ZM111 173L109 172V174H111ZM117 173H118V172H117ZM43 174H44V173H43ZM50 174H51V173H50ZM85 174H86V173H85ZM114 174H115V173H114ZM32 175H33V173H32ZM65 175L67 176L68 173H66ZM69 175H70V174H69ZM35 176L37 177V175H35ZM38 176H39V175H38ZM70 176H71V175H70ZM8 177H9V181H8ZM27 177H26V178H27ZM110 177H111V176H110ZM29 178H30V177H29ZM75 178H76V177H75ZM115 178H116V177H115ZM31 179H33V178H31ZM36 179H37V178H36ZM40 179H41V178H40ZM49 179H50V178H49ZM72 179H73V178H72ZM88 179H89V181H90V183H91L90 185H91L93 188H99V187H100L101 180H98V179H97L92 173H90ZM112 179H113V178H112ZM0 180H1V179H0ZM29 180H30V179H29ZM54 180H55V181H54L55 183H54V185H52V188L55 189V188H58V187H59V188H65V189L67 188V189H69V184L67 183V182H68L67 179H65V178H61V179H60V178H57V177H56ZM68 180H69V179H68ZM70 180H71V177H70ZM4 181H6V182H4ZM41 181H42V180H41ZM45 181H48V182H49V180H46V178H45ZM75 181H76V180H75ZM84 181H85V180H84ZM105 181H106V180H105ZM25 182H26V181H25ZM34 182H35V180H34ZM34 182L32 181L33 184H30V185H31L32 187L34 186V190L36 189L37 191H39L38 188H39L40 186H41L40 188H42L43 183H47V182H43V183L41 182L42 185L37 186V188H35L36 186L34 185ZM38 182H39V181H38ZM71 182H72V181H71ZM106 182H107V181H106ZM113 182H114V181H113ZM2 183H3V184H2ZM49 183H50V182H49ZM51 183H52V182H51ZM27 184H29V183H27ZM106 184H107V183H106ZM25 185H26V184H25ZM30 185H28V186H29L30 188H32ZM36 185H37V184H36ZM38 185H39V184H38ZM44 185H45V184H44ZM48 186H49V185H48ZM190 186H191V185H190ZM192 186H193V185H192ZM26 187H27V186H26ZM29 187L26 188V189H28L29 191L32 190V189H29ZM109 187H110V186H109ZM116 187H117V186H116ZM40 188H39V189H40ZM52 188H51V189H52ZM75 188H76V187H75ZM110 188H111V187H110ZM110 188H109V189H110ZM114 188H115V187H114ZM44 189H46V188H44ZM77 189H78V187H77ZM77 189H76V190H77ZM88 189H89V188H83V191H82V192H83V193L88 192ZM14 190H16V192H17V194H18V195L16 196V197H18V200L16 199L15 194H14V198H15V199L13 200V198H12V202H8V200L11 201V200H10V198L12 197L11 194L13 193ZM28 190H27V192H28ZM34 190H33V191H34ZM41 190H42V189H41ZM41 190H40V191H41ZM55 190H56V189H55ZM113 190H114V189H113ZM115 190H117V189H115ZM187 190H189V188H188ZM42 191H43V190H42ZM48 191H49V190H48ZM66 191H67V190H66ZM98 191H99V190H98ZM190 191H191V190H190ZM190 191H189V192H190ZM27 192H26V194H27ZM44 192H45V190H44ZM46 192H47V190H46ZM54 192H56V191H54ZM60 192H61V191H60ZM64 192H65V191H64ZM69 192H70V191H69ZM69 192L67 191L68 194H69ZM71 192H72V190H71ZM189 192H188V193H189ZM4 193H5V195H4ZM35 193H36V192H35ZM47 193H48V192H47ZM62 193H63V191H62ZM76 193H77V192H76ZM96 193H97V192H96ZM98 193H99V192H98ZM29 194H30V193H28V195H29ZM37 194H38V193H37ZM45 194H46V193H45ZM50 194H51V192H50ZM93 194H94V193H93ZM12 195H13V194H12ZM47 195H48V194H47ZM52 195H53V191H52ZM71 195H72V194H71ZM71 195H70V196H71ZM77 195H78V196L80 195L79 192H78ZM25 196H26V195H25ZM25 196H23V197H25ZM29 196H30V195H29ZM39 196H40V194H39ZM45 196H46V195H45ZM64 196H65V195H64ZM67 196H68V195H67ZM70 196H69V199H70ZM80 196H81V195H80ZM46 197H47V196H46ZM50 197H51V195H50ZM71 197H73V196H71ZM76 197H77V196H76ZM51 198H52V197H51ZM56 198H57V197H56ZM77 198H78V197H77ZM79 198H81V197H79ZM30 199H31V198H30ZM40 199H42V198H40ZM44 199H45V198H44ZM53 199H54V198H53ZM96 199H97V198H96ZM37 200H38V199H37ZM45 200H46V199H45ZM78 200H82V198H81V199H78ZM21 201H22V202H21ZM26 201H27V200H26ZM30 201H31V200H30ZM33 201H34V200H33ZM49 201H52V200L50 199ZM115 201H116V200H115ZM23 202H24V203H23ZM54 202H57V203H58L59 201H56V200L54 199ZM92 202H93V201H92ZM185 202H186V201H185ZM37 203H38V201H37ZM37 203H35V204H37ZM43 203L45 204V202H43ZM95 203H96V202H95ZM109 203H110V202H109ZM2 204H1V205H2ZM12 204H13V203H12ZM22 204H23V205H22ZM35 204H34V205H35ZM46 204H47V203H46ZM49 204H50V202H49ZM69 204H70V203H69ZM96 204H97V203H96ZM15 205H14V206H15ZM26 205H29V204L27 203ZM30 205H31V204H30ZM34 205H33V203H32V206H34ZM184 205H185V204H184ZM186 205H187V204H186ZM11 206H12V205H11ZM45 206H46V205H45ZM59 206H60V205H59ZM61 206H62V205H61ZM63 206H64V204H63ZM97 206H98V205H97ZM111 206H112V205H111ZM113 206H114V205H113ZM1 207H2V206H1ZM8 207H10V206H8ZM16 207H17V206H16ZM16 207H15V208H16ZM26 207H27V206H26ZM26 207H25V205H24L25 210L28 211L29 209H26ZM41 207H42V206H41ZM48 207H51V206H48ZM6 208H7V207H6ZM15 208H14V209H15ZM24 208H23V209H24ZM36 208H37V205H36L34 211H37ZM44 208H45V207H44ZM172 208H173V207H172ZM3 209H5V208H3ZM66 209H67V208H66ZM97 209H98V208H97ZM182 209H183V208H182ZM184 209H185V208H184ZM184 209H183V210H184ZM9 210H10V209H9ZM25 210H22V211H25ZM30 210H32V208H31ZM46 210H47V209H46ZM60 210H61V209H60ZM62 210H63V209H62ZM62 210H61V212H62ZM79 210H80V209H79ZM84 210H85V209H84ZM1 211H2V210H1ZM1 211H0V253H1V250H3V248L5 247V245H7V243L11 240V232H12V229L15 230V228L7 227V226H8V225H7L8 222L4 220V219H7V217H5V215L2 217V213H1ZM12 211H13V209H12ZM16 211H17V210H16ZM18 211H19V210H18ZM32 211H33V210H32ZM44 211H45V210H44ZM52 211H53V209H52ZM86 211H87V210H86ZM13 212H14V211H13ZM20 212H21V211H20ZM30 212H31V211H30ZM30 212H29V215H28L29 217H30V214L32 213V212H31V213H30ZM41 212H42V211H41ZM7 213H8V211H7ZM16 213H17V212H16ZM22 213H23V212H22ZM25 213H26V215H27V212H25ZM37 213H38V212H37ZM37 213H36V214H37ZM53 213H54V212H53ZM87 213H88V212H87ZM8 214H9L8 217H11V218H12V217L14 216L15 218H19V220L17 221L18 224H19V222H20V224H21L22 222H24V223L27 222V223H28V220L26 221V218H25V217H24V218H23V217L20 218V217H18V216H15V213H14V215L12 214L13 216L11 215V213H8ZM51 214H52V213H51ZM51 214H50V216H51ZM70 214H71V213H70ZM31 215H33V214H31ZM40 215H42V214H40ZM53 215H54V214H53ZM53 215H52V216H53ZM59 215H60V214H59ZM23 216H24V215H23ZM48 216H49V215H48ZM38 217H40V216H38ZM38 217H36V218L38 219ZM62 217H64V215H63ZM89 217H90V216H89ZM15 218H13V219L15 220ZM31 218H32V217H31ZM40 218L42 219V217H40ZM48 218H49V217H48ZM51 218H52V217H51ZM54 218H55V216H54ZM60 218H61V217H60ZM64 218H65V217H64ZM94 218H95V217H94ZM96 218H97V217H96ZM101 218H102V217H101ZM34 219H35V218H34ZM52 219H53V218H52ZM52 219H51L50 222H52ZM90 219H91V217H90ZM43 220H44V219H43ZM31 221H32V220H31ZM62 221H63V220H62ZM64 221H65V220H64ZM69 221H70V220H69ZM6 222H7V223H6ZM33 222H35V221L33 220ZM33 222H32V223H33ZM67 222H68V220H67ZM92 223H93V222H92ZM94 223H95V222H94ZM99 223H100V222H99ZM99 223H98V224H99ZM9 224H10V223H9ZM16 224H17V223H16ZM48 224H49V221H48ZM83 224H84V223H83ZM11 225H12V224H11ZM14 225H15V224H14ZM14 225H13V226H14ZM31 225H32V224H31ZM15 227H17V226H15ZM93 227H94V226H93ZM19 228H20V227H19ZM80 228H81V227H80ZM98 228H99V227H98ZM109 228H110V227H109ZM17 229H18V228H17ZM78 229H79V228H78ZM102 229H103V228H102ZM33 230H34V229H33ZM33 230H32V231H33ZM69 230H70V229H69ZM80 230H81V229H80ZM93 230H94V229H93ZM95 230H96V229H95ZM98 230H99V229H98ZM100 230H101V229H100ZM34 231H35V230H34ZM67 231H68V230H67ZM101 231H102V230H101ZM101 231H100V232H101ZM113 231H114V230H113ZM40 232H41V231H40ZM94 232H95V231H94ZM100 232H98V233H100ZM106 232H107V231H106ZM103 233H104V232H103ZM12 234H13V233H12ZM90 234H91V233H90ZM90 234H89V235H90ZM101 234H102V233H101ZM92 235H94V234H92ZM92 235H91V236H92ZM114 235H115V234H114ZM12 236H13V235H12ZM47 236H48V235H47ZM94 236H95V235H94ZM96 236H97V234H96ZM102 236H103V235H102ZM13 237H14V236H13ZM30 237H31V235H30ZM28 238H29V237H28ZM89 238H90V237H89ZM91 238H92V237H91ZM104 238L106 239V237H104ZM15 239H16V238H15ZM93 239H94V238H93ZM110 239H111V238H110ZM89 240H90V239H89ZM95 240H97L96 237H95ZM95 240H93V241H95ZM20 241H23V240H17V242L15 241V242H16V245L20 246V245H22V243H24V244L27 243V244H29V245L31 246V248H32L30 251L28 250L29 252H27L26 254H24V255L21 254V255H20V257H21L20 259L22 260V262H21L22 264H32V263H31L32 261H36V260L34 259V257H35V256H34V255H35V250H36L37 252H38V250L41 251L42 255H43L44 253L46 254V253H47V250L45 249V247H44L45 245H44V244H47L46 247L49 248L48 250H50V247L55 246V241H54L52 238H47V237H45L43 234L38 233V232L35 233L34 235L32 234V237H31L30 239H28V240H26V241H23V242H20ZM107 241H108V240H107ZM200 241H201V240H200ZM99 242H100V241H99ZM104 242H105V241H104ZM163 242H164V241H163ZM165 242H166V241H165ZM196 242H197V241H196ZM201 242H202V241H201ZM91 243H92V241H91ZM91 243H90V244H91ZM87 244H88V243H87ZM97 244H98V243H97ZM97 244H96V245H97ZM99 244H100V243H99ZM99 244H98V245H99ZM104 244H105V243H104ZM166 244H167V243H166ZM10 245H11V244H10ZM80 245H81V244H80ZM94 245H95V244H94ZM195 245H196V244H195ZM88 246H89V245H88ZM13 247H14V246H13ZM90 247H91V246H90ZM195 247H196V246H195ZM92 248H93V246H92ZM92 248H91V250H92ZM98 248H99V247H98ZM112 248H113V247H112ZM200 248H201V247H200ZM4 249H5V248H4ZM11 249H12V248H11ZM20 249H21V248H20ZM202 249H203V248H202ZM55 250H56V249H55ZM59 250H60V249H59ZM88 250H89V248H88ZM198 250H199V249H198ZM52 251H53V250H52ZM66 251H67V250H66ZM92 251H94V250H92ZM199 251H200V250H199ZM3 252H5V251H3ZM11 252H12V251H11ZM68 252H69V251H68ZM59 253H61V252H59ZM63 253H64V252H63ZM66 253H67V252H66ZM6 254H7V251H6ZM6 254H5V255H6ZM49 254H50V253H49ZM55 254H56V253H55ZM88 254H89V253H88ZM92 254H93V253H92ZM36 255H38V253H37ZM59 255H60V254H59ZM62 255H63V254H62ZM6 256H7V255H6ZM22 256H23V257H22ZM1 257H2V256H1ZM16 257H17V256H16ZM16 257H15V254L12 255V256L9 258V261L12 262V260H14ZM36 257H37V256H36ZM43 257H44V256H43ZM46 257H47V256H46ZM46 257H44V258H46ZM55 257H56V256H55ZM40 259H43V258L40 256ZM89 259H90V258H89ZM89 259H88V260H89ZM92 259H93V257H92ZM18 260H19V259H18ZM49 260H50V259H49ZM7 261H8V260H7ZM14 261H15V260H14ZM14 261H13V262H14ZM16 261H17V260H16ZM42 261H43V260H42ZM42 261H40V262H42ZM45 261H46V260H45ZM95 262H96V261H94V263H95ZM6 263H7V262H6ZM9 263H10V262H9ZM85 263H86V262H85ZM92 263H93V261H92ZM10 264H11V263H10ZM15 264H17V262H16ZM115 264H119V260H117V261L115 262Z\"/></svg>", "mask_w": 264, "mask_h": 264}]
</instances>
